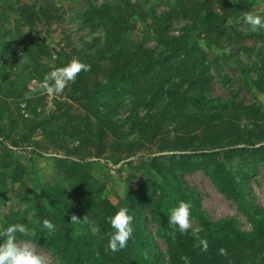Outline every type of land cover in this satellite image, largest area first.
<instances>
[{"label": "trees", "instance_id": "1", "mask_svg": "<svg viewBox=\"0 0 264 264\" xmlns=\"http://www.w3.org/2000/svg\"><path fill=\"white\" fill-rule=\"evenodd\" d=\"M18 10L25 14L23 24L38 22L50 34L52 12L47 15L37 3ZM252 11L250 0H179L158 15L156 45L150 48L123 43L132 19L146 16L141 5L105 0L81 15L85 27L103 32L102 40L51 59L37 38L23 53L0 60V81L12 77L13 67L35 79L72 59L89 66L43 115L33 108L35 114L25 118L12 107L11 95L23 96L16 86L0 95V178L3 186L9 179L17 204L0 212L3 228L25 225L62 264H264V208L245 201L248 175L264 160V105L211 96L207 54L200 43L251 55L256 90L264 93V30L253 31L244 21ZM176 18L186 24L172 35L169 22ZM33 101L28 98L27 106ZM122 110L126 114L120 117ZM50 148L57 152L49 156ZM16 152L49 156L59 181L30 186ZM235 159L242 164L239 178L228 166ZM132 160L137 162L132 168H145L155 178L140 183L122 204H113L105 179L95 176L90 165L102 161L120 168ZM196 169L236 201L250 231L239 229L231 218L211 220L203 213L198 197L179 178ZM180 201L191 205L190 217L199 225L195 232L181 233L168 222L170 209ZM120 207L133 217V235L125 248L113 252L107 246L112 229L106 218ZM73 215L79 223L71 221ZM147 215L158 224L164 252L154 246ZM45 219L54 225L51 233L42 226ZM92 222L99 229L95 234ZM201 239L207 242L206 251Z\"/></svg>", "mask_w": 264, "mask_h": 264}, {"label": "rangeland", "instance_id": "2", "mask_svg": "<svg viewBox=\"0 0 264 264\" xmlns=\"http://www.w3.org/2000/svg\"><path fill=\"white\" fill-rule=\"evenodd\" d=\"M131 1L138 2L146 16L143 21H135L136 18L132 19L129 36L125 38L123 43L127 45L131 41V43L140 42L153 48L156 45L153 27L159 25L156 22L158 15L168 11L171 5L179 0ZM250 1L253 6L251 14L264 15V0ZM103 2L105 0H0V60L3 61L5 57L11 56L13 52L23 53L25 46L32 39L37 38L45 43L46 51L50 54L51 59H54L60 51L69 52L70 48L81 49L86 43H92L94 39L100 38L102 40L103 32L99 29L92 31L85 27L82 24L81 15L84 10L101 5ZM33 3L45 7L48 10L47 15L50 12L54 14V19L51 20L50 28L52 31L50 34H46L43 26L38 22L30 27L21 22L25 18V14L20 13L18 8ZM169 24L170 34L179 35L186 21L182 18H176ZM200 43L207 54L206 64L208 65V73L211 76L209 89L211 96L233 98L248 106L264 105V93L257 91L255 87L256 73L251 65L254 60L251 55L249 58L244 55L233 54L229 49L207 47L202 41ZM45 58L47 59V57ZM8 71L6 70V72ZM46 79L47 76L29 79L25 72H20L19 68L13 67L12 77L0 81V95H5L9 89L16 86L17 90L23 93V96L11 95L8 100L11 102L12 107H18L25 118H31L35 113L46 114L53 109L54 100L57 96L48 94L43 90L42 86ZM32 89L36 90L32 91ZM28 98L34 100L32 106H27ZM33 108L35 113L32 110ZM125 114V110H122L120 117ZM54 152L57 151L50 148L48 151L49 156L53 155ZM15 156L19 157L22 165L27 168L24 181H28L30 186H34L35 182L47 185L59 181L60 176L54 171L49 156L40 157L29 152H16ZM1 158L2 151L0 149ZM111 165L96 161L90 165V169L95 176L105 179L108 198L116 205L122 204L126 195L138 189L140 183H146L155 178L152 172L145 168L139 170L132 168L137 165V162L133 160L132 164H122L120 168ZM228 166L239 178L238 169L242 167L240 161L235 159ZM179 178L198 197L201 209L209 219L231 218L239 229L246 232L251 230L248 217L236 201L221 193L203 170L186 171ZM1 181L2 178H0V212L12 211L17 205L12 185H10L7 178L4 186ZM247 186L249 195H247L245 201L264 208V160L258 162L254 171L249 173ZM21 208H24V206L22 205ZM190 219L192 220L190 229H199L196 220L191 217ZM146 220L148 221L146 226L151 234L154 246L164 252L165 242L158 233V224L148 215ZM2 229L3 226L0 224V230ZM17 238L26 239L27 237L17 233ZM38 251H43L52 260V264H62L58 256L44 245H39Z\"/></svg>", "mask_w": 264, "mask_h": 264}, {"label": "clouds", "instance_id": "3", "mask_svg": "<svg viewBox=\"0 0 264 264\" xmlns=\"http://www.w3.org/2000/svg\"><path fill=\"white\" fill-rule=\"evenodd\" d=\"M244 21L253 31L264 29V15L248 14L244 17ZM88 70L87 64L78 59H72L64 66L55 68L48 73L46 82L42 86L43 90L53 96L58 95L65 90L69 82L76 80L81 71ZM35 90L32 89V91ZM190 208L191 205L188 202L180 201L176 207L170 209L168 222L174 228H178L181 233H186L192 227ZM71 221L79 223L80 219L73 215ZM106 221L112 229L108 239V248L113 252L125 248L133 235V217L129 214V209L120 207L115 214L108 216ZM92 223V232L95 234L99 229L95 227L94 222ZM42 226L49 233L54 231V225L47 219L42 222ZM17 233H21L27 238L18 239ZM34 236V232L20 223L10 224L0 230V264H52V260L43 251H38L39 245ZM200 246L202 250H207L205 240H200ZM221 252L223 253V250Z\"/></svg>", "mask_w": 264, "mask_h": 264}, {"label": "built area", "instance_id": "4", "mask_svg": "<svg viewBox=\"0 0 264 264\" xmlns=\"http://www.w3.org/2000/svg\"><path fill=\"white\" fill-rule=\"evenodd\" d=\"M26 116V115H25Z\"/></svg>", "mask_w": 264, "mask_h": 264}]
</instances>
